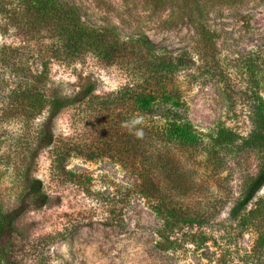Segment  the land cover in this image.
Masks as SVG:
<instances>
[{
  "label": "rangeland",
  "instance_id": "rangeland-1",
  "mask_svg": "<svg viewBox=\"0 0 264 264\" xmlns=\"http://www.w3.org/2000/svg\"><path fill=\"white\" fill-rule=\"evenodd\" d=\"M60 1L84 25L146 37L154 54L182 63L165 85L170 100L144 112L103 106L133 86L125 70L49 60L50 28L28 33L17 2L0 0V210L15 216L7 264H264V186L233 211L260 162L240 143L255 99L264 101V0ZM90 83L96 99L50 120L23 95L33 86L46 99L73 95ZM173 121L189 124L198 145L168 136ZM44 125L53 142L35 157ZM220 131L235 143L217 146ZM26 171L46 204L27 196Z\"/></svg>",
  "mask_w": 264,
  "mask_h": 264
},
{
  "label": "trees",
  "instance_id": "trees-1",
  "mask_svg": "<svg viewBox=\"0 0 264 264\" xmlns=\"http://www.w3.org/2000/svg\"><path fill=\"white\" fill-rule=\"evenodd\" d=\"M16 10L21 14L22 21L28 26V33H38L50 28L53 35V43L48 59H55L66 63H72L84 59L93 58L104 67L118 66L125 70L131 77L133 86L125 85L114 98H107L103 106H131L139 112L148 111L158 97L170 100L171 96L165 90L166 82L172 79L176 63L182 60L171 58L164 54H154L152 44L146 37L135 40H121L113 28H93L84 25L74 6L60 0H15ZM48 61V60H47ZM26 99L33 100L34 108L41 112L47 107L48 119H53L66 108L84 103L87 100L96 99L92 83L77 91L73 95L56 94L49 99L44 98L37 86L23 92ZM161 95V96H160ZM177 104V103H176ZM257 117L253 122V130L250 136L243 140L240 145L244 150H251L258 154L259 165L257 172L247 183L242 198L234 207V213H240L255 195L264 186V101L255 99ZM167 135L189 146L198 145L199 138L191 130L189 124L178 121L170 122L167 127ZM142 136L147 140V130L142 131ZM237 137L227 131H220L216 136L217 146L235 143ZM53 142V134L43 126L34 152L36 157L38 150L43 149ZM134 155L141 145L133 142ZM239 145V146H240ZM239 146H237L239 148ZM246 148V149H245ZM215 153V152H212ZM62 159L58 161V167L65 171ZM68 173V172H67ZM24 182L27 196L36 207L47 203L48 197L41 182L31 178L26 171L20 176ZM168 220L169 226H176V220L172 213ZM14 213H3L0 210V261L8 263L4 252L6 233L9 224L14 219ZM179 220L182 221V218Z\"/></svg>",
  "mask_w": 264,
  "mask_h": 264
}]
</instances>
